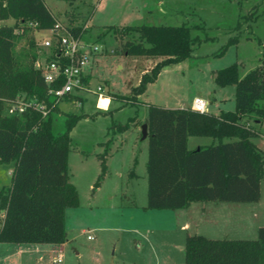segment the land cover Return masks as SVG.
<instances>
[{
	"label": "rangeland",
	"instance_id": "obj_1",
	"mask_svg": "<svg viewBox=\"0 0 264 264\" xmlns=\"http://www.w3.org/2000/svg\"><path fill=\"white\" fill-rule=\"evenodd\" d=\"M44 2L56 20L68 29L79 27L82 39L100 50L85 68L90 74L87 87L74 94L79 98L61 100L52 119V131L58 133L65 129L68 114L81 116L69 132L68 153V172L78 191V205L64 212L62 262H53L59 250L49 243L8 242L0 243V264H184L188 232L181 226L188 219L185 211L145 208L147 139L141 138V125L147 117V104L198 107L212 113L233 110L234 85L217 86L213 74L231 64L237 65L240 76L255 67L264 68V0ZM142 23L186 25L196 41L190 57L163 69L139 96L143 103L131 105L109 93L129 95L156 58L119 53L121 43L112 28ZM5 24L12 25L13 20L0 19V25ZM29 35L37 53L40 40L50 34L32 29ZM27 40L20 39L17 49L28 48ZM98 86L101 92L96 91ZM240 122L255 133L251 140L264 154V119L245 115ZM212 142L217 140L189 136L187 144L195 148ZM101 154L106 155V170L94 186ZM11 166L0 163V187L10 184ZM260 185V203L215 201L257 208L260 218L251 224L238 219L231 224L204 221L198 234L213 239H255L256 229L264 226V175Z\"/></svg>",
	"mask_w": 264,
	"mask_h": 264
},
{
	"label": "trees",
	"instance_id": "obj_2",
	"mask_svg": "<svg viewBox=\"0 0 264 264\" xmlns=\"http://www.w3.org/2000/svg\"><path fill=\"white\" fill-rule=\"evenodd\" d=\"M0 19L13 20L12 25H0V163H12L10 184L0 187V243H64V212L78 205V191L68 172L69 132L81 116L68 114L65 129L58 133L52 131V119L61 100L79 97L56 99L34 68L36 44L28 22H37L38 30L56 22L44 0H0ZM112 29L121 43L119 53L156 58L129 95L109 93L131 105L143 103L139 96L163 69L190 57L196 41L186 25L142 23ZM70 31L81 33L79 27ZM23 38H28V48L17 49ZM213 82L219 87L234 85L233 110L212 113L147 104L145 208L177 210L192 202L259 201L264 154L251 140L255 133L240 121L245 115L264 119V68L240 76L237 65L231 64L215 71ZM18 98L35 99L47 112L28 107L9 114V102ZM189 136H209L217 142L188 148ZM105 156L99 155L101 169L94 186L104 176ZM184 264H264V226L258 227L255 239L188 234Z\"/></svg>",
	"mask_w": 264,
	"mask_h": 264
},
{
	"label": "built area",
	"instance_id": "obj_3",
	"mask_svg": "<svg viewBox=\"0 0 264 264\" xmlns=\"http://www.w3.org/2000/svg\"><path fill=\"white\" fill-rule=\"evenodd\" d=\"M28 24L32 29L38 30L37 22H28ZM42 30L49 32L50 35L43 37L38 43L34 68L40 71L43 81L48 86V93L58 100L79 93L87 87L83 80L86 74L85 68L92 56L100 51L99 47L85 42L81 33L73 34L58 20L53 26ZM96 91L101 92L102 87L98 86ZM28 107L36 108L43 114L47 112L45 106L35 99L18 98L9 102L8 113L18 114ZM195 109L205 110L198 107ZM62 259L63 254L60 249L53 262L60 263Z\"/></svg>",
	"mask_w": 264,
	"mask_h": 264
},
{
	"label": "crops",
	"instance_id": "obj_4",
	"mask_svg": "<svg viewBox=\"0 0 264 264\" xmlns=\"http://www.w3.org/2000/svg\"><path fill=\"white\" fill-rule=\"evenodd\" d=\"M85 78L86 80L90 79L89 72H86ZM260 201H261V194L259 201L255 203H260ZM257 207L259 208V204ZM177 210L185 211V215L188 216V219L184 221L181 228H183L186 232H188L187 234L190 235L193 233L198 234L199 230L202 228L201 226L204 223V221H208L213 224H218V223L231 224V221L233 219H238L240 221L245 222L246 224H251L254 221L253 219L256 220L257 218H260L261 215V211L258 212L257 208L254 209L250 207L245 209L244 207H231L229 206V204L218 205L217 202L215 201L192 202L187 208L177 209ZM192 228L194 231L193 233H190L189 230H191ZM62 244L63 243L51 244V245H53V247H56L58 250H60L61 249L60 245ZM34 245H40V244H34Z\"/></svg>",
	"mask_w": 264,
	"mask_h": 264
},
{
	"label": "water",
	"instance_id": "obj_5",
	"mask_svg": "<svg viewBox=\"0 0 264 264\" xmlns=\"http://www.w3.org/2000/svg\"><path fill=\"white\" fill-rule=\"evenodd\" d=\"M147 136V125L145 123H143L141 125V138L145 139Z\"/></svg>",
	"mask_w": 264,
	"mask_h": 264
},
{
	"label": "clouds",
	"instance_id": "obj_6",
	"mask_svg": "<svg viewBox=\"0 0 264 264\" xmlns=\"http://www.w3.org/2000/svg\"><path fill=\"white\" fill-rule=\"evenodd\" d=\"M107 103H108V101L106 100V101H105V105H104L105 107L107 106Z\"/></svg>",
	"mask_w": 264,
	"mask_h": 264
}]
</instances>
